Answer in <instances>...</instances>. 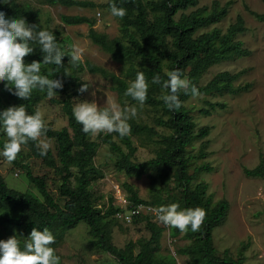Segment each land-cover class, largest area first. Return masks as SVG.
<instances>
[{
  "label": "trees",
  "instance_id": "trees-1",
  "mask_svg": "<svg viewBox=\"0 0 264 264\" xmlns=\"http://www.w3.org/2000/svg\"><path fill=\"white\" fill-rule=\"evenodd\" d=\"M10 0H0V11L8 12ZM49 4L58 3L65 7H93L91 3L80 0H47ZM115 3L117 7H123L127 14L119 20V32L123 39H126L130 48H126L120 38L108 40L105 35L97 33L92 27L94 21L84 16H61V21L65 25L74 26L87 24L89 30L87 37L91 42L99 46L104 52L108 53L113 61L128 64L126 75L129 78H136L139 71L145 73L149 83L146 105L153 108H161L162 115L155 119L156 126H163L170 130L169 135L160 136L159 143L162 148L156 156L144 162H134L135 147L132 144L131 136L147 135L148 137L158 136L154 128L136 124L128 121L131 132L125 137L118 133L103 134L99 136L100 142L108 146L111 153L119 154V158L113 163L116 171L124 172L127 175L157 171L156 176L151 175V189L158 194L168 193L162 184L172 181L176 184L173 196H167L164 200L159 195L153 199L144 201L137 197L132 187L126 186L129 192L128 208L138 204L151 206L155 209L178 203L181 209L202 208L206 211L204 222L197 232L191 228L187 232H181L176 228H171V237H176L180 233L189 240V244L178 250L179 255L187 256L186 264H243L245 257L243 252L248 247V242L242 243L236 257L228 251L218 256L212 244V232L220 227L227 216L228 202L220 200L213 203L211 196L206 194L207 185L204 182L192 184L200 172L210 171L204 166H194L196 160H201L206 156L203 149L207 143L202 144L198 154L192 156L188 154L186 148L191 141L198 137L204 138L208 134V128L202 127L197 130V135L193 132L196 127L189 111L183 105L176 110H169L162 95L167 90L162 89L161 84L152 83L155 75L161 77V81L167 80V73L179 70L182 78L189 79L203 95L230 94L237 95L246 91L249 84L234 86L235 75L227 72L216 74L207 84L199 85L202 74L211 66L222 62L232 61L236 58L247 57L250 52L242 47L240 41H236V35L245 31L243 20L240 16L236 17L233 24L222 33L217 28L196 34L199 30L215 25L227 14L229 3L220 5L219 1H212L209 6L197 7L198 0H108L103 7L110 11V5ZM190 11L188 14L184 12ZM180 12L177 19L175 16ZM254 17L264 22V14L251 12ZM38 12L32 11L29 14L23 13V17L29 25H37L35 20ZM37 30H41L38 26ZM56 36V41L61 50L65 53L62 59L63 67L57 71L56 65H45L42 63L43 53L38 43L31 46L34 52L25 57V63L33 60L41 62V75L48 76L49 79H59L63 83L62 89H57L56 95L52 98L47 96V91L34 89L29 99L23 100L8 91L4 82H0V112L8 107L24 105L29 114H34L38 103L43 99H49L53 103L61 105V110L66 117V126L59 130H49L46 138L56 142L57 152L56 164L51 152L42 156L36 143L29 141L25 147L31 155L41 159L43 163L53 168L60 176L61 184L59 194L64 199L62 206L57 204L50 193L43 178L34 176L27 166H21L25 171L27 181L37 190L43 202L27 193L9 189L3 178L0 176V241H6L15 233L21 237V248L27 241L32 229H49L55 236V243L50 245L55 248L63 239L67 230L76 227L83 222L88 227V235L94 249L108 254L113 258L114 264H176L174 257L156 254L151 248L158 246V241L162 232L160 221H154L151 216L137 215L132 217L135 221H144L145 228L149 233L147 241L137 240L128 242L123 248H117L111 242L108 232V221L110 217L123 213L118 206L109 204L104 213L97 211L92 203L89 188L96 178V172L90 167L95 154L96 144L91 134L82 131L73 116V105L70 100L69 91L80 88L84 83L80 75L88 71L89 73L100 74L111 83L112 89L119 97L130 103H137L131 97L125 96L129 86L125 79L109 73L89 62L71 63V50L67 49L71 45L69 37H60L59 33L48 28L44 29ZM132 30V31H131ZM138 59L139 68L136 69L132 62ZM67 74V75H66ZM11 86V85H9ZM14 91V88H13ZM61 100L56 97H62ZM191 94L179 93L182 104ZM214 107V105H211ZM207 114V111H203ZM167 117L164 119V117ZM3 129L0 128V136ZM116 137L127 149L124 153L120 146L113 140ZM0 146L1 143H0ZM17 165L15 162H12ZM169 171L172 174H169ZM191 171V172H190ZM244 174L248 177L264 178V159L260 164L252 169H244ZM155 206V207H154ZM159 224H158V223ZM7 235L3 239V236Z\"/></svg>",
  "mask_w": 264,
  "mask_h": 264
},
{
  "label": "rangeland",
  "instance_id": "rangeland-1",
  "mask_svg": "<svg viewBox=\"0 0 264 264\" xmlns=\"http://www.w3.org/2000/svg\"><path fill=\"white\" fill-rule=\"evenodd\" d=\"M91 3L93 7H65L58 3L49 4L47 0H10L6 18H22L23 13L29 14L37 11L35 18L41 30L46 28L59 33L60 37H69L71 45H78L83 53V62H89L109 73L125 79L128 85L134 81L126 75L128 64L118 63L112 60L110 55L99 46L93 44L87 37L89 26L87 24L68 26L62 23L61 16H84L94 21L93 29L106 36L108 40L120 38L126 48H130L126 39L119 32L120 22L110 14L103 5L108 0H80ZM214 0H198V7L209 6ZM220 5L229 3L227 14L215 25L199 30L196 34L207 32L217 28L222 33L233 24L237 16L243 20L245 31L236 35L235 40L242 43V47L250 54L247 57L236 58L232 61L222 62L209 67L201 75L199 85L207 84L216 74L227 72L235 75L234 86L249 84L246 91L237 95L215 94L189 97L183 102V107L189 111L196 127L193 135L202 127L208 128V134L204 138H194L186 148L188 154H198L202 144L207 143L203 151L206 156L196 160L194 166H208L210 171H203L197 176L192 184L204 182L207 185L206 194L211 196L212 202L226 200L229 208L224 223L213 230L212 244L215 253L220 256L228 251L233 257L237 256L242 243L248 242V247L243 252L245 260L243 264H264V178L248 177L244 169L256 168L261 159H264V22L257 20L250 13L264 14V0H216ZM194 9L185 11L188 14ZM99 13V15H98ZM180 15L177 13L175 19ZM24 18V17H23ZM132 31V30H131ZM138 59L133 60V66L139 68ZM82 82H93L88 91L80 93L78 88L69 91L73 107L81 102H95L98 106H106L107 102H114L121 107L135 106L137 116L132 121L136 124L152 127L158 136L147 135L131 136L135 147L134 162H144L156 156L162 145L159 143L160 136H167L170 130L163 126H156L154 121L162 115L161 108H153L144 104L141 107L138 102L130 103L119 97L112 89L111 83L100 74L83 72ZM61 100L62 97H56ZM214 105V107H211ZM39 109L51 130H59L66 126L61 105L43 99L38 103ZM203 111H207L204 114ZM167 117L165 116L164 119ZM92 136L96 144V150L90 167L95 170L96 178L91 183L89 192L94 208L101 214L109 204L118 206L123 213L119 216L110 217L108 232L111 242L117 248H123L128 242L137 240L147 241L149 233L145 228L144 221H135L128 216L129 192L126 186L132 187L137 197L148 201L159 195L164 200L167 196H173L175 183L168 181L162 184L168 193L158 194L152 190L151 175L156 176L158 171L127 175L115 170L113 163L119 158V154L111 153L107 145L100 142L99 136ZM41 139L51 144L49 151L56 159L57 145L52 139L45 136ZM124 153L127 149L120 140L113 137ZM7 141L4 132L0 136V152ZM14 163H9L0 156V176L9 189L27 193L43 202L37 190L27 181L25 171L21 166H27L34 176L44 179L47 191L54 201L62 206L64 199L59 194L61 184L60 176L53 168L47 167L41 159L31 155L27 147L18 155ZM191 172V171H190ZM171 175L172 172L169 171ZM155 207V206H154ZM156 209V207H155ZM142 216V215H141ZM157 221L156 219H153ZM158 223V222H157ZM159 224V223H158ZM163 229L158 241V246L151 248L156 254L174 257L176 264H186L187 256L179 255L178 250L187 246L189 240L180 233L171 237V228L159 224ZM16 236L15 233L11 237ZM7 237V235H6ZM5 235L3 239L6 238ZM3 241V240H2ZM24 242V240H21ZM60 258L59 264H114V260L108 254L92 247L88 235V227L80 222L76 227L67 230L62 241L54 248Z\"/></svg>",
  "mask_w": 264,
  "mask_h": 264
},
{
  "label": "clouds",
  "instance_id": "clouds-1",
  "mask_svg": "<svg viewBox=\"0 0 264 264\" xmlns=\"http://www.w3.org/2000/svg\"><path fill=\"white\" fill-rule=\"evenodd\" d=\"M109 7L110 14L114 17L122 19L127 14L125 8L117 7L115 3ZM37 28V25H29L23 17L6 18V13L0 11V82H4L9 92L23 100L29 99L37 88L46 90L49 98L57 94L55 90L63 88L61 80L41 75V62L33 60L25 63V57L34 52L31 44L38 43L43 53V64L56 65L57 71L63 67L65 53L57 44L56 36L53 32ZM70 60L74 65L83 62V53L78 45L71 46ZM167 76V80L161 81L157 74L153 76L152 83L161 84L162 89L167 90L161 99L169 110L182 106L180 92L191 94L194 98L202 95L189 79L182 78L178 69L168 72ZM92 84L91 81L85 82L78 91L84 93ZM148 89L145 73L139 71L135 80L127 87L125 96L131 97L143 107L147 101ZM72 112L75 120L82 125V131L92 136L118 133L125 137L131 132L128 121L137 116L135 106L121 107L114 102H107L106 106L100 107L95 102L81 101L73 107ZM0 128L7 136L0 156L9 163L16 160L29 141L37 142L36 146L42 156L47 155L51 147L49 142L41 139L46 136L49 128L39 109L34 114H29L24 105L8 107L0 112ZM153 211L162 224L181 232H187L189 227L193 232L199 231L206 217L204 209H181L178 203L161 206ZM54 243L55 236L49 229L38 230L34 227L23 249L16 236L0 241V264H59L60 258L50 246Z\"/></svg>",
  "mask_w": 264,
  "mask_h": 264
},
{
  "label": "built area",
  "instance_id": "built-area-1",
  "mask_svg": "<svg viewBox=\"0 0 264 264\" xmlns=\"http://www.w3.org/2000/svg\"><path fill=\"white\" fill-rule=\"evenodd\" d=\"M127 206L128 205H126L125 208ZM153 210H154V208L151 206L144 205V204H138V205L132 206L131 208L128 209V216L130 218H132V217L137 216V215H144V216L146 215V216H151L154 219L158 220L156 218ZM117 216H118V214H117Z\"/></svg>",
  "mask_w": 264,
  "mask_h": 264
}]
</instances>
